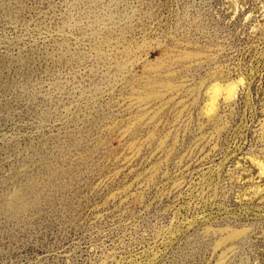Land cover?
Segmentation results:
<instances>
[{
	"label": "rangeland",
	"instance_id": "374dc122",
	"mask_svg": "<svg viewBox=\"0 0 264 264\" xmlns=\"http://www.w3.org/2000/svg\"><path fill=\"white\" fill-rule=\"evenodd\" d=\"M0 264H264V0H0Z\"/></svg>",
	"mask_w": 264,
	"mask_h": 264
}]
</instances>
